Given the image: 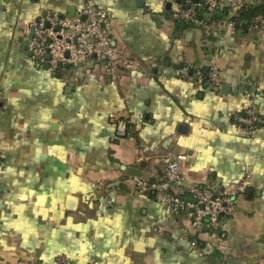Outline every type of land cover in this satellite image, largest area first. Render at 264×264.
Returning <instances> with one entry per match:
<instances>
[{"label": "crops", "instance_id": "obj_1", "mask_svg": "<svg viewBox=\"0 0 264 264\" xmlns=\"http://www.w3.org/2000/svg\"><path fill=\"white\" fill-rule=\"evenodd\" d=\"M95 2L115 19L118 78L91 62L38 66L23 49L34 18L76 14L81 0H0V264H264V128L249 135L229 117H264V25L242 33L228 24L231 8L211 20L189 0ZM190 4L203 19L170 18ZM184 65H216L220 88L181 78ZM119 118L129 120L120 137ZM179 153L181 195L251 171L219 228L184 233L188 213L137 185L159 180L161 157Z\"/></svg>", "mask_w": 264, "mask_h": 264}, {"label": "built area", "instance_id": "obj_2", "mask_svg": "<svg viewBox=\"0 0 264 264\" xmlns=\"http://www.w3.org/2000/svg\"><path fill=\"white\" fill-rule=\"evenodd\" d=\"M225 1L231 6L233 14L247 3L246 0H203L200 5L209 14L219 13L226 5ZM193 5H178L170 10V18L175 21L198 22V6L195 8ZM114 21L111 13L98 6L95 0H81L80 9L74 15L47 10L29 24L27 32L31 28L33 30L32 37L27 40L30 57L38 66H46L53 70L91 62L101 65L103 71L110 77L118 78L121 62L113 45ZM228 24L232 28L236 25L232 20ZM262 25H264V17L255 16L248 24V29H257ZM178 72L183 79L194 78L205 81L214 89L221 86L216 65H210L204 72L191 70L189 66L184 65L178 69ZM229 117L234 126L249 135L264 128V117L256 114L251 108L233 112ZM128 123L129 120L126 118L117 119L115 134L119 137L123 136ZM187 158L186 153H179L175 157L163 155L160 159L164 165L163 176L151 183L138 177L136 183L141 189L153 190L157 200L172 214L188 213L191 219L184 233L201 228L203 225L219 228L223 220L233 214L237 197L249 186L251 171L248 170L240 181L228 183L221 188L191 183L185 194L181 195L174 192L173 188L182 186L185 182L180 163ZM191 244L196 245V239L192 240ZM85 264H97V262L94 258H90Z\"/></svg>", "mask_w": 264, "mask_h": 264}, {"label": "trees", "instance_id": "obj_3", "mask_svg": "<svg viewBox=\"0 0 264 264\" xmlns=\"http://www.w3.org/2000/svg\"><path fill=\"white\" fill-rule=\"evenodd\" d=\"M228 6H225L223 10L219 13H207L208 16H210L209 19H220L223 16H226L229 11ZM198 16V15H197ZM255 16H263L264 17V0H257L255 3H249L247 2L244 6L237 9L235 14L230 16V19L236 23L237 28L242 29V33H245L248 30V24L251 22L252 18ZM199 18L202 17V15L198 16ZM203 19V17H202ZM206 20H204L205 22ZM241 22V24H239ZM193 24V23H192ZM231 121V120H230ZM150 193L155 195V192L153 190H148Z\"/></svg>", "mask_w": 264, "mask_h": 264}, {"label": "water", "instance_id": "obj_4", "mask_svg": "<svg viewBox=\"0 0 264 264\" xmlns=\"http://www.w3.org/2000/svg\"><path fill=\"white\" fill-rule=\"evenodd\" d=\"M176 1L179 2V3H184L186 0H176ZM189 2L197 4L198 2L202 3L203 0H189ZM225 4H228V2L225 1ZM170 7H171V1H168L166 3L165 9L168 10ZM73 14L74 13H72L71 15H73ZM32 33H33V30L31 28L30 31H29L27 39H30L32 37ZM27 44H28V42L25 40L24 45H23V49H25L27 47ZM28 54L30 55V52ZM127 174L140 175V170H137L136 168L130 167V168L127 169ZM250 191L251 190H248V193H250Z\"/></svg>", "mask_w": 264, "mask_h": 264}]
</instances>
